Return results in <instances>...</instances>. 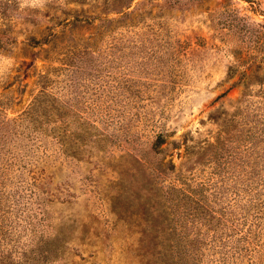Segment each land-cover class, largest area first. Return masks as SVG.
Listing matches in <instances>:
<instances>
[{
  "label": "rangeland",
  "instance_id": "obj_1",
  "mask_svg": "<svg viewBox=\"0 0 264 264\" xmlns=\"http://www.w3.org/2000/svg\"><path fill=\"white\" fill-rule=\"evenodd\" d=\"M0 264H264V0H0Z\"/></svg>",
  "mask_w": 264,
  "mask_h": 264
},
{
  "label": "trees",
  "instance_id": "obj_2",
  "mask_svg": "<svg viewBox=\"0 0 264 264\" xmlns=\"http://www.w3.org/2000/svg\"><path fill=\"white\" fill-rule=\"evenodd\" d=\"M242 1H245V2L249 3V5H252V4L254 3V0H242ZM253 11H257V9H256L255 7H253ZM162 142H164L163 137H161V135H156V137H155V141H153V143H152V145H151V149H152L153 151H155L156 148H157ZM152 238H154V237L152 236ZM154 245H156V243L151 244V246H150V245H147V247L151 248V247H153ZM172 246H174V245H172ZM143 247H144V245H143ZM143 253H144V252H143Z\"/></svg>",
  "mask_w": 264,
  "mask_h": 264
}]
</instances>
